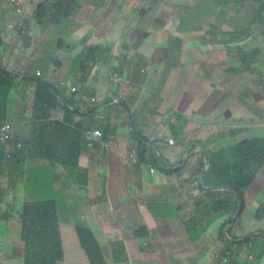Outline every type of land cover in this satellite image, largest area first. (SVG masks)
Returning <instances> with one entry per match:
<instances>
[{"label": "crops", "instance_id": "crops-1", "mask_svg": "<svg viewBox=\"0 0 264 264\" xmlns=\"http://www.w3.org/2000/svg\"><path fill=\"white\" fill-rule=\"evenodd\" d=\"M44 1V0H24L25 7L29 10L30 14L34 11H32L31 7H37V3ZM88 0V5L83 8V10L89 12V16L85 12H80L76 15L77 18L80 19V22H82V29L76 32V39L68 37L66 35L64 29L65 24H57L53 25L51 24L49 27L43 28L42 30V37L41 39H44L46 42V48L44 49L41 54H36L35 50L33 49V52H30L29 54L25 53V55L22 57L21 61H18L17 69L14 71L18 73H26V69L29 65V63L33 60H35L38 57H43L44 60H41L39 64L33 65L36 66V69H39L41 72H45L47 70H54V68H63L67 73H71V77H74L77 73V70H74L71 68L70 65L66 63L65 60H74L76 59L80 54L85 57L86 56V49H87V43L88 39H86L83 36V30L87 28L89 23H92L95 19H98L96 23H92L93 25L90 26L89 29L84 31V33H87L89 38L92 40L94 37H97V32L102 33L103 35H100V39L102 38L101 43L104 45H113L114 48L112 49L114 54H121V48L125 41L124 39L118 38V34L120 33V30L123 27V24L126 23V26L129 24H133V28L138 29V37L143 38L146 36V34L151 31L150 27L145 28L146 21H150L153 19V17H148L146 19H143V22H139L140 18L138 17V14L135 15V22L127 23V19L123 17V15L119 14L118 11L120 10L117 7V3L119 0H110L108 3L104 6L107 7L106 14L104 13L103 9L96 12L98 7L95 11H93V8H90L89 5L91 4ZM201 0H192L191 5H193V8H196V6L199 4ZM121 4H125L128 8L127 15H130L132 17L135 13H137L136 6L139 5L137 2H132L128 0H121ZM141 4H146V13L149 11H152L156 9L159 11L160 7H158L156 4L151 3H145L142 2ZM29 5V6H27ZM139 5V6H140ZM31 6V7H30ZM138 6V7H139ZM226 7H228V11H225L221 14H218L216 21L220 22V33H230L235 34L236 30H238L241 25L248 24L251 22L255 23V26L261 25L262 21L258 19V10L255 7V5L251 1H246L244 4H236L234 8L231 10V5L226 4ZM138 9V8H137ZM168 8H165L166 10ZM190 8H188L189 10ZM0 16L2 15H12L14 12V6L11 3V0H2V7L0 8ZM139 10V9H138ZM170 10V9H169ZM231 10V11H230ZM142 10H139L141 12ZM171 11V10H170ZM172 13V12H171ZM173 18L168 19L169 23L171 25L168 28V32L175 33L176 30L172 29L175 27L177 17L174 13H172ZM118 16H120L119 20V30H116V33L114 31L115 29V22L118 21ZM104 18L108 19L109 24H103V21H99V19ZM169 18V17H168ZM157 19V18H154ZM190 20V18H188ZM155 21V20H153ZM187 21V20H184ZM125 22V23H123ZM0 25L3 27L4 21L0 20ZM69 27L72 26V24L68 25ZM152 26V25H149ZM250 26V25H249ZM94 27V29H92ZM62 30V31H59ZM47 33V34H46ZM90 36V34H92ZM58 36V43L56 42L55 38ZM63 36V37H60ZM222 36L220 39H218L219 44L223 42ZM63 38L65 42H69V44H73L74 48H71L70 45H68L69 49H65V44H63ZM173 41H175V37L172 38ZM134 40L130 44L133 45ZM246 42V41H245ZM60 44V46H58ZM100 44V43H95ZM93 44V45H95ZM22 43L11 41L10 39L2 40L0 39V65L3 66L2 61H5L6 57L9 55H12L14 51L11 50L12 48H15L16 46H21ZM63 45V48H62ZM157 42L154 41V46L156 47ZM243 43L235 42L228 39V47L226 49L232 48V54L229 56H225L223 53L220 55V60L212 61L210 64V70L212 71L211 78H207L206 82H202L201 79L198 77L199 72L201 71L203 64L201 61L196 60L189 66H184L182 70H185L186 73V81L184 88L188 91V93L192 95H196L198 91L200 90H208V95L204 98V101L201 103L200 108L202 109L203 106H208V110H206L203 114L199 115V118L196 119L199 121V131H204L205 141L199 136V137H193L190 138L188 136L187 138H190V140H185V146H182V148H179V144H181L182 137H180V141L178 142L176 139V146L174 147V150L176 152L179 151L176 159L170 154V149L172 148L170 145H168L166 138H160L162 137L160 135L161 129L156 131V134L153 135L152 133L149 134L146 128H137L140 131H142L141 135L149 134L152 138L148 142V145L154 150V143H158L159 146V153L163 154L168 160L174 162V164L182 159H186V163L184 168L182 169V173L177 174V179L172 178L169 180V183L172 184V181L175 179L177 183L180 181L185 185V187L182 189H174L172 186L171 192L168 195L169 200L171 201L170 205L163 202L162 195H161V186L158 184V182H163L166 187H168L167 183H165L166 178L159 175L157 172L155 174H151L150 169L147 170L143 167H140L139 164H136L134 162V159L132 156H129L128 159H124L120 152H115L111 154L110 161H107L111 163L112 169L110 171L102 168L101 171H98L100 174H109L108 175V182L109 186L107 187L106 191V201L105 204L108 206V208H102V210H110V207H115V202L118 199L119 201H122L127 204V206L132 207L134 204L138 206V210L134 213L133 219L131 220V225L127 229L118 228V226H115L114 223H111V230L113 233L117 234L119 239L123 240L125 243L130 240V237L133 235V232L137 230L139 227H146L148 229V232L143 231V236L141 237H153L157 238L159 236H162L166 234L171 227H173V223H171L170 220H163L162 218L168 217V216H174L175 220H177L178 217H180L182 214L187 216L189 219V215L194 211L197 201H198V192L195 191L198 186L200 187L201 196L199 199H201V202L203 199H207V191H213L214 189L211 188L212 185L206 186L205 185V173L204 168L202 173L199 174L198 182L196 183L195 187H193V180L195 174H193L191 171L193 167L198 168L201 161H204L205 164V154L208 157V169L210 167V158H218L217 152L228 147L231 145L234 141L240 138H246V137H240V136H246V134H250L251 129H257L261 128L262 122L264 121V113H261V115L256 119L255 115L252 114L251 110L254 111L253 106H251L249 100H241L239 97L240 90L242 89L241 96L244 94L250 95L251 90H253V94L257 92V82L256 80L258 77L255 75V73L259 70L261 73V76L259 77L260 80L264 79V54H260L259 57H257L258 61H256L255 70H250L244 72L242 69L243 63L240 60V57L238 53H235V46H242ZM260 47L264 49V39L260 36L258 37L257 44L248 45L247 47H251L252 49L254 47ZM215 48V47H214ZM244 48V47H239ZM150 47H147L145 44H141L140 47L135 51L137 54H139L142 57L141 62H139L138 67L135 70L133 69V64L130 62L129 66H126L125 69L129 71V78L131 79V82H142L138 83L141 84V87L144 88L146 83L148 82L147 89L145 90V96L142 94L141 98L138 100L136 99V102L134 105H145L149 99L146 95L149 94L148 90L151 88V83L155 81L154 71L151 70L152 66V60L150 59L151 54ZM162 49V48H160ZM209 46L202 45L201 50H196V53L199 57L202 58H211L214 54V51L212 52V48L209 50ZM225 50L222 48L221 51ZM81 51V53H80ZM162 51H165L162 49ZM218 51V50H217ZM134 52V51H133ZM164 55H159V61H160V67H159V80L157 83V91H160L163 88V84L166 79V70L168 68L167 65V58H171L174 55V58H179L181 56L167 53ZM50 54V55H49ZM49 55V56H48ZM49 57V60H48ZM148 62L150 65L145 66L142 64L143 59L148 58ZM194 57V56H193ZM214 59V58H213ZM238 59V60H237ZM39 61V59L36 60V63ZM182 61V59H181ZM220 63L219 66H216L215 63ZM60 63V64H59ZM42 64V67H41ZM4 67V66H3ZM5 68V67H4ZM12 70V69H11ZM106 70L105 67H98L97 74L95 76L94 81L88 82L86 85L83 86V92L86 93L85 89L88 88L94 89L98 82L100 81L99 85H105V88L103 89L105 95H109L110 91L109 88H112V96L114 97L118 95L119 97L126 98L129 95V90L127 88V84L123 82H117L113 81L110 82V80L103 76V72ZM171 70V68H170ZM232 70L237 71L238 77L234 75L228 74V72H231ZM72 72H75V74H72ZM248 73L249 76L254 79L253 81H244V76ZM144 74V75H143ZM170 75V74H168ZM38 77V76H37ZM62 78L59 77V83L61 84ZM241 80V81H239ZM34 82V81H32ZM52 82V81H51ZM129 82L128 84H130ZM36 83H39L36 82ZM41 84V82L39 83ZM90 84L94 86V88L88 87ZM45 85V84H44ZM47 88H36L31 87L33 94L37 98L38 95H41V104L42 100H50L48 97L49 94H53V92H57L58 95H62V93H65L64 89L55 83H49L46 85ZM172 86L174 88H179V83H172ZM228 88L230 90V93H225L223 91H219L220 89H226ZM124 89V91L122 90ZM111 90V89H110ZM51 91V92H50ZM48 92H50L48 94ZM237 92V96H236ZM88 93H90L88 91ZM123 93V94H122ZM93 96L97 98L95 95L96 93H92ZM57 95V99H59ZM236 96V99H235ZM256 101L257 102H264L263 96L256 94ZM106 100V99H104ZM172 104L174 105L173 109H169L166 111L167 108H165L163 111L165 112L162 116L166 115H173L177 112L176 104L177 100H172ZM145 103V104H144ZM101 106H105L103 103H100ZM36 107V106H35ZM125 107V106H124ZM127 109V108H126ZM191 115H195L196 112L194 111L192 106H189ZM120 110H122L120 107H117L116 105L110 106L108 111H115L118 113ZM215 112V113H214ZM214 113V116H213ZM50 116L53 119H62L65 114H67V111L64 106H57V109H52L50 111ZM135 115H138V113H135ZM208 118L207 122L203 119ZM154 121V119H152ZM120 126L124 127V122L122 119L119 121ZM173 126V125H172ZM170 125L166 124V128L170 131V135H173V132L171 130ZM174 127V126H173ZM27 128V126L24 124V129L21 131V135L24 136V130ZM174 131L177 132L174 128ZM186 131V128H185ZM240 131L243 132V134H240ZM28 130V134H29ZM133 137H137L132 131L129 132ZM164 133V131H163ZM165 134V133H164ZM195 134V133H194ZM250 136V135H248ZM111 141L114 142H120L124 141L129 142L130 139L127 135H124L123 137L117 138H108ZM146 140V138H145ZM163 146V147H162ZM201 148L205 151V154L201 152ZM135 149V148H134ZM186 149V150H185ZM185 150V151H184ZM184 151V152H183ZM183 152V153H182ZM162 155V156H163ZM163 156V157H164ZM164 157V158H165ZM196 159L199 160V164H196ZM45 164V163H44ZM175 164V165H176ZM83 165V164H81ZM65 167V166H64ZM205 167V166H204ZM67 168V167H65ZM222 166H220V169L222 170ZM69 169V168H68ZM97 170V166H96ZM95 170V171H96ZM128 173H131V178L128 177ZM195 173L197 174V171L195 170ZM204 173V174H203ZM203 177V183H201V178ZM223 178V177H222ZM215 178L213 175H211L210 182L214 180ZM89 182L91 181L88 179ZM88 182V183H89ZM155 182L157 185H155ZM88 183L84 184V190L87 191V189L90 190V193H97V186L96 185H88ZM173 185V184H172ZM205 185V187H204ZM16 186L14 189H11V191L16 192ZM81 185H79L80 189ZM254 187V188H253ZM229 191H226L230 193L229 195L236 198V204L232 203L229 210L230 217L233 218L236 214L240 201L236 197L235 194V188L228 184L227 186ZM190 190V192H189ZM119 192V194H118ZM9 193V191H8ZM6 195V201L8 203V197L9 194ZM180 193V194H179ZM178 194L176 196V199H172L171 197ZM184 195L185 197L182 199L179 195ZM189 195L191 199L189 198ZM227 195L220 196L219 199L223 200L226 198ZM245 203H246V209L240 212L238 210V214H240L239 218L233 221V227H236L237 233L234 234V240H231V243L233 244H240L245 242L246 236L250 238L251 235L253 237L259 236L260 239H253L252 242H249L247 245H238L236 247L237 256L235 257L237 264H264V215L261 218V221L255 222V220H252L251 215H253V210L259 206L261 207V211L264 213V178L255 179L252 185L248 188V190L245 193ZM177 204L176 207L185 204V210L181 212L180 214L172 211V205ZM235 207V210H233ZM203 210V208H202ZM18 215V214H15ZM191 217V216H190ZM236 218V216H235ZM190 221V220H189ZM230 221L227 222V224ZM152 225V226H151ZM217 230L219 229V225L216 226ZM233 229V228H232ZM232 231V230H231ZM215 232L216 229H213L211 233ZM257 233V234H254ZM217 236V233H216ZM233 246V245H232ZM232 246L229 250H232ZM211 250H214V247L211 248ZM248 253V255H244L245 253ZM201 254L196 257V259L201 261L200 259ZM251 258V259H250ZM206 264H212L211 261H207Z\"/></svg>", "mask_w": 264, "mask_h": 264}, {"label": "rangeland", "instance_id": "rangeland-1", "mask_svg": "<svg viewBox=\"0 0 264 264\" xmlns=\"http://www.w3.org/2000/svg\"><path fill=\"white\" fill-rule=\"evenodd\" d=\"M104 0H93L92 5H94L95 2H102ZM129 2H137L139 5L142 2V0H128ZM163 1V0H159ZM170 1V0H168ZM226 1V4H229V0H201L199 4L196 6V8H193L191 5L192 0H174V2H182L188 4L186 7H182V10L180 12L175 13L177 17V21L175 24V27L172 29H175L177 31V36L181 39H184V42L176 47L171 48L168 45L167 41V35H168V27L171 25L169 23L168 19H172L173 15L169 9L164 10L165 8L162 7L160 4L159 11L156 9L149 11L145 15L141 17V12L138 13L139 10H144L146 8V4H141L140 6H136L137 13H135L132 17L130 15H127V6L125 4H117L121 9L118 11V13L123 15L124 19H127V23L135 22V15L138 14V17L140 18L139 22H143V19H146L148 17H153L150 21H146L145 28L151 29L146 36H144L142 39V43L145 44L147 47L152 48L150 59L152 60V66L151 70L154 71L155 81L151 83V88L148 90L149 94L146 95L149 99V101L143 105L147 113H149V117L146 115L138 114L134 116V125L137 128H146L147 131L152 133L153 135L156 134V131L161 129L160 135L162 137L160 138H168L173 137L170 135V131L166 128V124L170 126H174L175 130L178 133L179 139L182 137L181 144H179V148H182V146H185V140H190V138L193 137H201L203 140L205 139L204 131H199V121L196 119L199 118V115L203 114L202 109L200 108L201 103L204 101V98L208 95V90H200L197 92L196 95H192L188 93V91L184 88L185 81H186V73L185 70L182 68L184 66H189L196 60L201 61L203 64V67L201 71L199 72V78L202 82H206L207 78H211L212 71L210 70V64L212 61L220 60V55H222V48L226 49L228 47V37L226 36L227 33H220V22L216 21V18L219 14V10L222 8L223 3ZM145 3H151L156 4V2L152 0H143ZM89 5L90 8H92V5ZM97 6V4H96ZM139 6V7H138ZM2 7V0H0V8ZM98 7V6H97ZM103 9L105 15L107 7H101ZM139 10H138V9ZM188 8H190L188 10ZM35 10V7H33L32 11ZM1 11V10H0ZM13 15V13H12ZM12 15H2L0 16V20H3L4 23H8L9 20L12 18ZM169 17V18H168ZM49 18V16H48ZM120 16H118V21L115 22V33L116 30L118 31L119 28V20ZM157 18V19H154ZM184 18H187L186 22H184ZM190 18V20L188 19ZM155 20V21H153ZM98 19H95L92 23H96ZM99 21H103V24H109L108 19L104 18L99 19ZM28 23V30L23 38V43L21 46H16L15 48H12L14 52L11 53L12 55H8L5 59V61H2L4 69L16 72L14 71L17 69V62L21 61L22 57L25 55V53L29 54L30 52H33V49L35 50L36 54H41V52L44 51L46 48V42L44 39H41L42 37V30H41V22H37L35 19H31ZM92 23H89L87 28L83 30V36L88 39L87 47L92 46L95 43H101L103 41L102 38L100 39V35H103L102 33L97 32V37L92 40L89 38L87 33H84L87 29L90 28ZM125 23V22H123ZM65 33L68 35V37L76 39V32L82 29V27H69L67 23L65 22ZM152 25V26H149ZM94 29V27L92 28ZM0 30L5 33V37L10 39L11 41H18V36H12L10 31L5 32L2 26L0 25ZM252 30V28H251ZM62 31V30H59ZM138 29L133 28V24H129L126 26V23L123 24L122 29L120 30V33L118 34V38L128 40L129 43L132 42V40L136 41L138 37ZM47 34V33H46ZM90 34V36H92ZM203 35H209L214 36L216 38L223 37V42L217 45L216 48H212V52L214 51V54L211 58H202L199 57L196 53V50L202 49V39L201 37ZM63 37V36H60ZM58 36H56L55 40L58 43ZM63 44L65 46L70 45L71 48H74L73 44H69V42H65L63 38ZM154 41L157 42L156 47L154 46ZM172 41V39H171ZM236 42V41H235ZM258 41L250 40V41H239V43H243L242 46L239 47H247L248 45H251L252 43L257 44ZM171 52L174 54H178L182 56V61L178 59H174L173 63H169L168 68L166 70V79L163 84V88L160 91H157V83L159 80V67H160V61H159V55L166 54L165 51ZM218 50V51H217ZM81 53V51H80ZM50 55V54H49ZM48 55V56H49ZM120 55V54H119ZM135 56V57H134ZM194 56V57H193ZM44 56H42V60ZM26 58V55H25ZM135 58L133 64L134 71L138 67L139 62H141L142 57L137 54L135 51H130L127 54V59ZM214 58V59H213ZM148 58L143 59L142 64L145 66L150 65L148 62ZM37 60V58H36ZM49 60V57H48ZM238 60V59H237ZM68 65L71 66L74 70L79 69V67H83L84 69H89V65L85 62V57H83L81 54L74 60H65ZM84 64V65H83ZM103 67L106 68L105 75L108 74L111 71V67H107L105 64H102ZM216 66H219L220 63H215ZM255 65H252V70H255ZM42 67V64H41ZM171 68V70H170ZM12 69V70H11ZM91 71H93V74L91 75V78L89 81H94V74L95 69L91 68ZM264 72V71H263ZM72 74H75V72H72ZM170 74V75H168ZM264 74V73H263ZM255 75L258 77L256 80L257 82V92L253 94V90H251L250 95L244 94L241 96L242 89L240 90L239 97L241 100H249L251 106H253V110H251L252 114L255 115V112H261L264 113V102H257L256 101V94H259L263 96L264 98V79L260 80L259 77L261 76L260 71L258 70ZM45 77H48L53 82L59 83V77L62 78L65 84L61 85L65 91V94L67 96V99L69 100V103L74 106V109H79L83 113H85L87 110H92L91 113L98 114L101 119L102 126L105 125H112L113 119L116 122V116L115 111L111 112L108 111V109L103 108H94L96 105L95 103H92L91 101H85L82 100L79 96V93L82 92V84L76 85L78 91L75 93V96H72V93L70 92L71 84L68 83V80H71V73H67L63 68H54V70H47L45 71ZM105 79H107L106 76H104ZM244 81H253L251 76L246 73L244 76ZM21 78V77H20ZM28 80V79H27ZM125 80L129 82L131 79L129 78V72L125 74ZM100 81L94 88L92 84H90L88 87L94 88L88 90L86 89V92H90L89 94H92L93 92L96 93L97 99L102 98L105 99V96H103L105 88V85H99ZM172 83H179V88H174L172 86ZM87 82H83V85H86ZM127 84V88L129 90L128 97L126 96L127 102L130 104H133L134 101L143 93L144 89L141 87L140 84L137 82H133L131 84ZM29 86L30 84L28 82H22L23 90H19L18 88H15L14 92L17 94L16 97L20 99L22 102L23 108L20 110V115L23 114L24 108L28 106V99H29ZM124 91V89H122ZM219 91H223L225 93H230V90L228 88L226 89H220ZM123 94V93H122ZM237 96V92H236ZM235 96V99H236ZM122 98V97H120ZM177 100L176 108L177 112L173 115H166L162 116L165 112L163 111L165 108L166 111L169 109H173L174 105L172 104V100ZM101 100V99H100ZM264 101V100H263ZM59 108L61 106H68V104H61L59 103ZM114 106V105H112ZM140 106V105H139ZM189 106H192L196 114L193 116L190 113ZM262 107V108H261ZM69 108V107H68ZM73 112V111H72ZM74 113V112H73ZM91 113H85L83 115H79L77 113H74V117L77 119V121H83L84 126L88 127L90 118L92 116ZM113 113V114H112ZM215 113V112H214ZM213 113V116H214ZM259 114V116L261 115ZM255 118L257 119L258 117ZM152 119L154 121L152 122ZM205 123L207 122L208 118L203 119ZM127 123L129 121L127 120ZM186 128V131H185ZM29 129V128H27ZM124 135H127L130 139L129 142L134 143L135 139L134 137L129 133L126 127L123 128ZM132 131V130H131ZM164 131V133H163ZM136 136H138L134 131H132ZM195 133V134H194ZM259 133H264V121L262 122L261 128L257 129H251L250 134H246V137H254L258 136ZM24 138H27L29 136L28 131L26 130L24 132ZM250 135V136H248ZM190 136V138H187ZM104 137H106L104 135ZM243 138H240L239 140H242ZM20 141V140H18ZM125 141V140H124ZM123 141V142H124ZM205 141V140H204ZM106 143V142H103ZM176 146V144H175ZM174 146V147H175ZM163 147V146H162ZM174 147H172L170 150V154L176 159L178 152L174 150ZM128 145L124 147V143L122 145V151L120 155L124 159L129 158V154L125 157L124 153H126L125 150H127L128 153ZM186 150V149H185ZM184 150V151H185ZM183 151V152H184ZM102 152L101 150L99 151ZM182 152V153H183ZM91 156L93 159L89 160L86 164L81 166V169H68L65 168L63 165H59L55 162H47L44 160L40 161H29L26 159L25 156L20 157V162L22 165L19 166V169L14 174L16 180V192L9 191V197H8V203L7 207H5L7 210L9 209L12 213L17 214L22 211V208L24 204L28 202H34V201H46L48 199L54 200L57 203L58 207V213H59V220H60V228L62 231V248L64 253V258L59 261V264H88L83 251L81 250L79 246V242L77 241V233L76 228L80 227L82 225H85L87 227H90L89 231H93V237L95 241L100 244V249L102 251L103 256L106 258V260H109V264H120L121 259L128 256L130 253L127 251L128 246L122 245L121 239L117 236V234L113 233L111 230V223L112 220L110 217L105 214L102 210V208H108V206L105 204L106 201V191L107 187L109 186L108 182V173L107 174H100L96 170V164L102 166L104 169L110 171L112 169L111 163L106 162L104 159V156L102 154L94 155L91 153ZM83 159V155L81 157V160ZM45 163V164H44ZM196 164H199V160L196 159ZM45 167V168H43ZM89 169L87 172V178L91 181L88 183V185H96L97 186V193H90V190L87 189V191L84 190L83 186L80 187V180L83 178V169ZM196 168V167H195ZM24 170V175H22L21 171ZM96 170V171H95ZM194 172L193 169L191 171ZM228 172V171H227ZM224 174L226 172L224 171ZM264 178V168L258 175V178ZM177 181L174 179L172 181V184L175 185ZM158 184L161 186V195L164 203H167L170 205L171 201L168 198L167 194V188L166 185L161 181L158 182ZM172 185L171 183H169ZM155 185L157 183L155 182ZM172 185V186H173ZM254 188V187H253ZM179 196H184L179 195ZM189 196V195H187ZM191 199V197L189 196ZM177 204L172 205V211L177 213L176 210ZM102 207V208H101ZM115 208H112L114 210ZM121 211V219L125 217V215L128 213V211H124L123 208H120ZM264 215L261 214L260 211H256L251 215L252 220H258L262 218ZM163 220H170L171 223L175 224V217L174 216H168L162 218ZM191 219L195 222V218L191 216ZM121 224V222H120ZM180 225V228H179ZM152 226V225H151ZM2 237H3V247L1 251V259H3L2 263L0 264H18V262L15 260L16 252H18L21 247V239H20V230H13L11 228H6L4 225H1L0 227ZM88 231V232H89ZM233 233H237L236 227H233L231 231V235L233 236ZM186 234L184 233L182 226L179 222V218H177V225L175 229L172 231L170 242L172 243L171 248L176 249L177 254L175 256H171L170 258L164 257L162 261H159L157 264H204L202 261L197 262L196 256L193 255L191 246L186 245ZM216 233H210L209 237L206 238V243L211 249L213 246L220 252L221 246L219 243L216 242ZM116 240V241H115ZM142 242L140 245H143ZM24 246V245H23ZM235 247V249H234ZM236 247L238 245H233L232 250L233 251V257L237 256ZM244 255H248L246 252ZM11 257H14L11 259ZM0 259V260H1ZM12 262H10V261ZM136 261H138L136 259ZM216 261L215 258L212 259V263ZM147 261L141 262L142 264H145ZM124 264H128L125 262Z\"/></svg>", "mask_w": 264, "mask_h": 264}, {"label": "trees", "instance_id": "trees-1", "mask_svg": "<svg viewBox=\"0 0 264 264\" xmlns=\"http://www.w3.org/2000/svg\"><path fill=\"white\" fill-rule=\"evenodd\" d=\"M54 1L55 4H53L52 7H49L47 5V1L41 2L37 5V9L35 10L33 19H35L37 22H41V28L49 27L51 24H64L65 22L67 23V25L72 24L71 27L73 28L80 27L82 26V22H80V19L77 18L76 15L80 12H85L87 16H89V12L83 10V8L88 5V0ZM108 1L110 0H104L98 3L95 2L94 5L91 4L93 6V11H95L97 8L96 4L98 6L96 12H98L102 10V8H100L99 6L104 7L108 3ZM120 1L121 0L116 3L121 4ZM152 1L156 2V5L158 7L161 4L162 7L170 9L174 14L180 12V10H182V7L187 6L174 4V2H170L168 0ZM246 1L247 0H229L231 10L236 4L242 5ZM89 2L93 3V1ZM259 5L260 8L258 10V19L262 21V24H257V26H255L254 22H251V24H243L238 30H236L235 34H226L229 40L235 43V41H258V37L260 36L264 39V17L261 15L264 11V1H261ZM117 7L121 9L119 6ZM225 11H228V7H226V1L223 3L222 8L219 10V14ZM145 14L146 9L141 11V17ZM186 19L187 18H184L183 20ZM176 33L177 31L175 33L168 32L167 41L169 42L173 37H175V42L177 45L176 47H178L181 42H184V39L178 37ZM201 39L203 45L209 46V50L214 47L216 48L219 44L218 39L214 36L203 35ZM253 44L255 43H252L251 45ZM58 46H60V44H58ZM113 47V45L112 47H110L102 44H95L87 47L85 62L89 65V69L79 67L77 73L73 77L74 83L78 84L80 82H86L87 79L93 74L91 68L96 69L100 64H105L107 67H111V71L108 74H104L106 70H104L103 72V76H106L108 79H110L112 73L114 72H117L119 75L124 76L126 72L125 67L129 66L131 62V59H127V54L130 51H133L135 48L128 41H125L121 48V54L119 55L115 53L114 55V52L112 50ZM65 49H69V47L65 46ZM222 53L227 57L232 54V48L230 47L229 49H225L222 51ZM235 53H238L240 60L243 63L242 69L244 70V72H246L252 70V65L255 64L256 61H258L257 57H259L260 54H264V49L258 46L254 47L253 49L251 47L239 48V46H235ZM172 54L173 53L170 52V55ZM112 57L114 58L111 59ZM37 59H39L37 63L36 59L34 61L32 60L29 63L26 69V74L28 73V75H35L39 70L36 69V66H33L39 64V62L42 60L41 57H38ZM174 59H176L174 58V55L171 58H167V63L172 64ZM232 71L237 74L236 70ZM128 72L129 71L127 70V73ZM40 73L42 77L45 76L44 71H41ZM22 82H28L30 84L29 89L31 87L47 88V86L42 83L39 84L25 78L14 77L0 72V118H9L14 116L18 117V119L20 120H25V122L29 120L24 114L20 115V110H22L23 105L20 99L16 97L17 94L14 92L15 88L23 90ZM71 89L72 87L70 88V92ZM112 90V88H109L110 94L105 95V99H108L112 96ZM50 92H48V94ZM57 95V92H53V94L51 93L49 94V96H46L50 100H46V104L48 106L43 107L41 104V95H38L36 105L37 107L34 110L33 117L31 119L32 134L29 139L20 140V142L24 145L23 148H18V143L14 140H11V150L8 151L0 141V227L1 225H4L6 228L20 230V237L24 242V246L15 254V260L18 262V264H58V262L64 258L62 250L63 240L59 220L60 215L58 213L57 203L54 200L48 199L46 201L28 202L24 204L22 211L17 213L18 215H15L9 209L7 210L5 208H8L6 195L8 191L14 189L16 185L17 179L15 178L14 174L19 169V166L22 165V163L20 162L21 156H25L29 161L44 160L47 162H55L59 165H63L73 170L81 169L80 150L84 149V147L81 146V135L80 133L73 131L68 125L75 124L79 129H83L84 122L77 121V119L74 117V113L68 108V106H64L67 114L64 115L62 121L48 124H44L40 121V119H45L49 115L50 110L56 108L59 105V99H57ZM89 95L95 98L94 101H91L92 103L98 104L99 102L103 101L102 98H100L101 100L97 99L95 96H93V94ZM72 96H75V92L72 93ZM68 103L69 100L67 101V104ZM63 104H66V102H63ZM116 106L120 107L122 109V112H127V109L124 106ZM133 106V104H129L127 102L128 109L133 108ZM139 108L140 109L137 112L138 114L142 113L147 117L150 116L143 105H141ZM260 113L261 112H255L256 117H259ZM95 122H97V119L93 116L92 118H90L88 127H94L93 124H95ZM95 127L102 129V124L96 123ZM171 130L174 137L179 142L180 139L178 133L174 131L173 126L171 127ZM109 131L110 128L104 129L106 137L109 136ZM140 132L142 133V131ZM240 134H243V132L240 131ZM143 136L146 138L145 142L141 141L138 137H134V143L128 142V153L131 154L132 149L135 148V154L138 155L139 162L144 165L145 168L152 167L158 174L165 175V178L167 179L165 183H167L168 185V187H166L167 194L169 195L172 189V185L169 184V180L172 178H176L177 174L182 173V169L184 167H181L178 170L165 169L163 165L160 164L152 148L146 143V141L151 140L152 136H149V134H143ZM153 143L159 150L158 143ZM8 153L13 155L14 158L12 156H9ZM216 155H218V158H210V167L205 172V185L227 187L228 184H231L235 188L234 191L239 195L243 202L240 208V212H242L245 208V193L252 185L258 173L264 166V133H259L258 136L254 137H246L239 141L236 140L228 147L218 151ZM162 159L164 165L168 167H173L175 165L174 162L168 160L166 157ZM103 160H106L105 157ZM204 166L205 164L202 160L198 168L193 167V174H195L193 187H195L196 183L198 182L199 174L202 173ZM220 166L223 167L222 170L220 169ZM89 169L90 168L82 170L83 178L80 180V184L83 187L85 183L89 182L87 178V172L89 171ZM195 170L197 171V174L195 173ZM224 171L226 172V174H224ZM21 173L22 175H24V170L21 171ZM211 175H213L215 179L210 182ZM131 176V173H128V177L131 178ZM178 185H180L182 190L185 187V185H183V183H181L180 181L176 184V186ZM173 190L176 191L175 188ZM196 191L198 192V201L194 211L189 215L190 222L195 225V227L193 228V233H191V237L196 238L195 248L198 251L201 250L200 259L202 263L206 264L207 261H211V259L213 258V253L211 252V249H209L208 245H205L203 249L200 246L199 242H204L205 239L209 237V234L211 233V231H213V229H216L217 233L216 242L219 243L222 248L219 252V255L221 257H223L224 252L229 250L232 246L226 241L223 236V227L231 219V210H229V208L232 203L236 204V198H231V196L229 195L230 193L228 192H210L206 190L208 200L203 199V201L201 202V199H199V197L201 196L199 186ZM223 195H227V197L223 200H220L219 197ZM176 196H178V194L172 196L171 198L176 199ZM179 209L185 210V204L180 205ZM233 210H235V207ZM260 212L261 214H263V211ZM190 216H193L196 221L194 222ZM239 216L240 214L238 215V218ZM217 225H219L218 230L216 228ZM89 229L90 227H87L85 225L76 228L78 237L77 241L79 242V246L83 251L88 264H109V260H106V258L102 254V251L100 249L101 245L95 241L93 237V231H89ZM227 235L230 237L229 232L227 233ZM248 242L249 241L245 242V244H247ZM216 250L217 249L214 247L213 252H215ZM145 251L148 250L145 249ZM134 257L135 253H130L128 256L121 259L120 264H123L125 262H128V264H133L132 262H130V260ZM13 258L14 257H12V259ZM218 263L221 264V261H219ZM228 264H237V261L232 260L229 261Z\"/></svg>", "mask_w": 264, "mask_h": 264}, {"label": "clouds", "instance_id": "clouds-1", "mask_svg": "<svg viewBox=\"0 0 264 264\" xmlns=\"http://www.w3.org/2000/svg\"><path fill=\"white\" fill-rule=\"evenodd\" d=\"M44 1H47V5L49 7H52L53 4H55L54 0H44ZM44 1H41V2H44ZM250 1L255 5L257 10H259V8H260L259 3L261 1H264V0H250ZM41 2H39V3H41ZM170 2H174V0H170ZM11 3L14 6V12H13L12 18L9 20L8 23H4L2 28L4 29L5 32L10 31L12 36H16L17 35L18 36V41H16V42L23 43L24 35L26 34V32L28 30V23L27 22L30 21L33 18V15H34L35 10L37 9V7L35 8V10H33L34 12H32L30 14V12L27 9V7H25L24 0H11ZM39 3H37V5ZM174 4L188 5V4L182 3V2H174ZM27 6H29V5H27ZM31 8L33 9V7H31ZM261 15L264 17V11H263V13ZM42 29L43 28H41V30ZM0 39H2L3 41L8 39V38L5 37V33L3 31H1V30H0ZM100 44L104 45L103 43H100ZM141 44H142V39L141 38H138L136 41H134L133 42V46H134L135 49L133 51H136L140 47ZM170 44H171V48H176V46H177L176 42L173 41V40L172 41L170 40L168 42L169 46H170ZM107 46H110V45H107ZM110 47H112V45ZM175 55H178V54H175ZM113 58L114 57H112L111 59H113ZM134 59L131 58V63L134 62ZM176 59L180 60V62H181L182 56L179 57V58H176ZM168 64L169 63H167V65ZM98 67H103V65L100 64V65H98ZM98 67L95 69L94 78H95V76L97 74ZM1 69H3V70H1ZM0 72L6 73V74H8L10 76L21 77V78H25V79H28V77H31V78L36 77V78H38L40 80H43V81L42 82L39 81V80L36 81L34 79H28V80L34 81V82H38L39 81V83L41 82L42 84H45V85H47L49 83H55L51 79H49L48 77H45V76L42 77L39 70L36 72L35 75L34 74H29L28 75V73L27 74L26 73H18V72H12V71L6 70V69H4L3 66L0 65ZM126 73H127V69H126L125 74ZM115 74H116V76H115ZM228 74L238 77V75L236 73H234L233 71L228 72ZM90 78L91 77H89L87 79V81H86L87 83L90 82L89 81ZM109 80H110V82L117 81V82L129 83V82H127L125 80V75L121 76L117 72L112 73V76L110 77ZM44 81H47L48 83H44ZM239 81H241V80H239ZM68 83L72 85L71 86L72 87V89H71L72 93L73 92L76 93L78 91V89L76 88V85H81L82 84V87H81L82 89H83V86H84L83 82L75 84L74 81H73V77H72L71 80H68ZM55 84H57V83H55ZM63 84H65V83H64L63 80H61L60 86L63 85ZM147 85H148V82L146 83V85L143 88L144 91H143L142 94L144 96H145V94H144L145 90L147 89ZM28 92H29V99H28L27 105H25V106H28V107L24 108V112H23V114L26 116V118L29 119L27 122H25V120H20V119H18V117H14V116L13 117H9V118H0V127H1L0 141L7 148L8 151L11 150V140H14L15 142L18 143V145H17L18 148H23L24 145L18 140L29 139L31 134H32V128H31L32 121H31V119L33 117V112H34V110L37 107L36 106L37 105V98L33 94V91H32L31 88L29 89ZM142 94L137 98L138 100L141 98ZM79 96L81 97L82 100H85V101H94L95 100L94 97H91V95H89L87 93H84L83 91L79 93ZM119 99H123L125 101V104L121 103ZM67 101H68V99H67L66 94L62 93V95L59 96L58 102L61 103V104H63V102H66V104H67ZM135 102L136 101H134V103ZM100 103H103L105 106H101ZM134 103H133V105H134ZM112 105H121V106H125V108H127V100L125 98H120L118 95H116L114 97H110V98H108L106 100H103V101L99 102L98 104H96L94 106V108H103V109H108L109 110V107L112 106ZM43 106H48L46 104V100H42V107ZM140 106L139 105H134L133 108H129V109L127 108V112H122V110H120L118 113L115 112V115L113 117L116 116V122L113 119V123H112L111 126L110 125H105V126H102V129L98 128V127H95L96 123H100L101 124L102 121H101V119H100L98 114L91 113V111H92L91 109L87 110L85 113H91L92 117L94 116L97 119V122H95V124H93L94 127H85V126H83L84 127L83 129H79L78 126H76L75 124H69L68 125L73 131H76V132L80 133V135H81V141H82L81 146H83L84 149L80 150V158L83 155V159L80 162V167L82 166L81 164L84 165L89 160L93 159L92 156H91V153H93L94 155L102 154L105 157V159H106L105 161L107 162V161L112 160L111 159V154H113L115 152H120L121 153L123 143H124V147H126V145H128V142H125V141L124 142L123 141L114 142V141H111V140L108 139V138H114V137L120 138V137L124 136V130L122 129V127L120 126V123H119L120 119H122V121L125 124L124 127H126L129 132L131 130L134 131L138 135L137 137L141 141L145 142V137L143 135H141V133L139 132V130L137 129V127L133 123V115L139 111V109H140L139 107ZM68 107L74 113H77L79 115L85 114L82 111H80L79 109H76V108L74 109V106H72L71 104L69 105V103H68ZM53 109H57V107L53 108ZM206 110H208V106H203L202 107L203 113ZM50 111H49V113H50ZM129 117L131 118V125L127 123V120L129 121ZM40 121L42 123H44V124H48V123H56L57 121L60 122V121H62V119H53V118H51V116L49 114L45 119H40ZM24 124L27 126V128H29V129L25 128L24 132L26 130L27 131L29 130V132H30L29 136L27 138H24L21 135V131H23V129H24ZM105 128H110L109 136H107V137H104V135H105L104 129ZM96 130L100 131L101 134H102L101 139H100L99 142H93L91 140V138H90V133L93 132V131H96ZM8 132H9V134H8ZM241 137H246V136H241ZM169 139H173L174 143H170ZM166 141H167L168 145H170L171 147H174L175 144H176V138L174 136L166 138ZM237 141H239V139H237ZM103 142H106V143H103ZM148 142H152V141H146L147 144H148ZM154 147H155L154 150H153L154 153H155V150L159 153V150L156 148L155 145H154ZM100 150L102 151L101 153L99 152ZM125 151H126V153H124V156L126 157L129 153H127V150H125ZM8 155L13 157V155H11L10 153H8ZM159 155H160L161 158H164L161 153H159ZM129 156L133 157L134 162L136 164H139L140 167L145 168V166L142 165L139 162L138 155L135 154V149L134 148L132 149V153L129 154ZM162 161H163V159H162ZM184 163H186V159H182L181 161L177 162V164L175 163L176 165H174L173 167H168V166L164 165V162L162 163V165L167 170H178L179 168L185 166ZM96 166H97V171H101L102 168H103L102 166H100L98 164H96ZM148 168L150 169L151 174H155L156 171L152 167H148ZM148 168H145V169L147 170ZM263 168H264V166H263ZM263 168L261 169V171L263 170ZM260 172L258 173V175L260 174ZM159 175H161V176H163L165 178L164 174L163 175L159 174ZM258 175H257L256 179L258 178ZM176 179H177V176H176ZM166 181H167V179H166ZM176 184L177 183H175V185H173V187L175 189H181L180 185L176 186ZM204 187H205V185H204ZM211 188L214 189L211 192H226V191H229L227 187H222V186H211ZM118 194H119V192H118ZM235 194L238 196V197L237 196L236 197L240 201V204H239V207H238V210H240L243 202H242L241 198L239 197V195L236 192H235ZM184 197L185 196H182V199ZM112 208H115V209L112 210ZM120 208H123L124 211H128V213L125 215V217L123 219H121ZM245 209H246V203H245L244 210ZM136 210H138V206H136L135 204L132 207H130V206H127L126 203H124L122 201H119L117 199L116 202H115V207L111 206L109 211L103 210V212L110 217V219L112 220V223H114L115 226H118V228L127 229L131 225V220L133 219V216H134V213L136 212ZM176 210H177L178 214H180L183 211L182 209H179V206L176 207ZM179 210H181V212H179ZM238 210H237L236 218L234 220L238 219V215H239L238 214V212H239ZM256 211H261V207L257 206L253 210V213L256 212ZM178 218H179V222H180V224L182 226V229H183L184 233L187 236L186 245L187 246H191L193 255L198 257V255L201 254V250L198 251L195 248V246H196V238H192L191 237V233H193V228L195 227V225L193 223H191L189 221V219H187L185 217L184 214H182ZM234 220H233V218H231L230 222L223 227V236H224V238L226 239V241L229 244H231V245H245V242H247V241L252 242L253 239H260L259 236L253 237V235H251L250 238H248L246 236V238L244 239L245 242H243V244L242 243H240V244L231 243V240H234L235 238L231 234H230V237H229L227 235V233L228 232L231 233V230L233 228V221ZM259 221H261V218L258 219V220H255V222H259ZM120 222H121V224H120ZM175 224L177 225V220H175ZM176 225H173V227H171L170 230L166 234H164L162 236H159L157 238L141 237V236H143L142 232L143 231L148 232V229L146 227H139V228H137V230L135 232H133V235L130 237L129 241H127L125 243L123 240H121L122 241V245H127L128 246V250L127 251L129 253H135V257L132 258L130 260V262H132L133 264H142L141 262L147 261L145 264H157L159 261H162V259L164 257L170 258L171 256H175L177 254V251H176V249H172L171 248L172 243L170 242V239H171L172 231L175 229ZM179 228H180V225H179ZM61 234H62V231H61ZM254 234H257V233H254ZM0 235H1V251H2V247H3L2 233ZM20 239H21V237H20ZM142 242L144 244L140 245ZM21 243L24 245V242L22 241V239H21ZM199 244H200V246L203 249H204L205 245H207L206 240L204 242H199ZM23 245H22V247H23ZM145 249H147L148 251H145ZM62 250H63V248H62ZM211 252L213 253V258L216 259V261L214 263H212V259L213 258L211 259V263L212 264H219L218 263L219 261H221V264H228L229 261L236 260L235 257H233V253H232L231 250L225 251L223 257H221L219 255V251L218 250H216L215 252H213V250H211ZM0 256H1V252H0ZM0 259H1V257H0ZM11 259H12V257H11ZM136 259L138 261H136ZM0 261H1L0 263H2L3 259H1ZM197 262H198V260H197Z\"/></svg>", "mask_w": 264, "mask_h": 264}, {"label": "water", "instance_id": "water-1", "mask_svg": "<svg viewBox=\"0 0 264 264\" xmlns=\"http://www.w3.org/2000/svg\"><path fill=\"white\" fill-rule=\"evenodd\" d=\"M1 70H3V69H1ZM28 79H34V80H39V81H43V80H40V79H38V78H36V77H33V78H31V77H28ZM44 83H48L47 81H44ZM120 100V102L121 103H123V104H125V101L123 100V99H119ZM129 123H130V125H131V118L129 117ZM201 152H203L204 154H205V151L201 148ZM155 155H156V157H157V159L159 160V162L162 164L163 163V161H162V158L160 157V155H159V153L155 150ZM209 162H208V157L206 156V154H205V167H204V173L207 171V169H208V166H209V164H208ZM203 173V174H204ZM201 183H203V177L201 178ZM237 196V195H236ZM238 197V196H237ZM236 214H237V212H236ZM236 214L234 215V217H233V220L235 219V216H236Z\"/></svg>", "mask_w": 264, "mask_h": 264}, {"label": "built area", "instance_id": "built-area-1", "mask_svg": "<svg viewBox=\"0 0 264 264\" xmlns=\"http://www.w3.org/2000/svg\"><path fill=\"white\" fill-rule=\"evenodd\" d=\"M115 76H116V74H115ZM8 134H9V132H8ZM101 136H102V134L98 130L93 131V132L90 133V138H91V140L93 142H99L100 139H101ZM169 141H170V143H174V140L173 139H169Z\"/></svg>", "mask_w": 264, "mask_h": 264}]
</instances>
